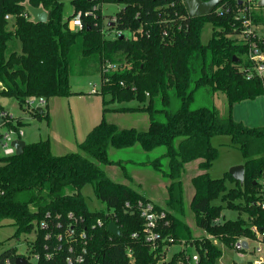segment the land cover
Segmentation results:
<instances>
[{
  "label": "trees",
  "instance_id": "16d2710c",
  "mask_svg": "<svg viewBox=\"0 0 264 264\" xmlns=\"http://www.w3.org/2000/svg\"><path fill=\"white\" fill-rule=\"evenodd\" d=\"M98 1L122 7L107 22L97 12L84 18L83 29L71 31L68 20L79 11L96 10L95 0L69 2L75 13L67 21L65 2L0 0V97L17 99L20 107L30 97L43 98L48 104L50 99L78 94L72 90V78L97 76L104 110L101 122L78 144L77 153L56 156L46 139L27 143L22 155L0 160V221H11L18 238L36 232L28 254H40L39 264H68L69 246L57 237L74 223L70 214L83 219L78 222V233L85 231L89 237L85 264H176L186 249L161 263L171 244L161 240L154 249L146 241L138 204L150 200L112 180L103 168L114 163L109 160L111 147L139 146L145 152L164 147V154L148 163L169 181L166 206L156 207L166 211L172 224L161 230L162 239L171 234L176 241L194 242L189 248L201 256L198 264H217L221 248L205 237L194 238L183 221L182 177L186 166L198 161L201 174L192 180L191 211L198 228L221 244L229 247L241 237H252L253 225L264 227V126L252 128L232 115L235 105L264 95L260 79L247 78V50L236 39L241 23L232 11L193 18L183 0ZM27 5L43 8L49 13L48 21L35 24L27 18ZM206 23L213 25L208 43L202 41ZM106 25L121 35L108 38ZM125 32L131 37L124 36ZM109 63L118 69L105 73ZM219 93L225 94L229 106L225 118L214 103ZM132 102L137 106L108 107ZM108 112L147 114L149 129H120L105 120ZM34 117L49 119V113L37 112ZM225 136L245 158L243 186L229 172L223 178L209 173L219 159L213 139ZM161 158L168 161L166 169ZM228 179L234 186H227ZM86 186L92 187L106 211L89 209L82 193ZM215 200L224 206L215 205ZM225 209L238 212V217L216 222L224 218ZM112 221L120 228V236L109 233ZM47 254L52 257L46 258ZM19 256L23 255L16 248L7 250L0 255V264H15Z\"/></svg>",
  "mask_w": 264,
  "mask_h": 264
},
{
  "label": "rangeland",
  "instance_id": "374dc122",
  "mask_svg": "<svg viewBox=\"0 0 264 264\" xmlns=\"http://www.w3.org/2000/svg\"><path fill=\"white\" fill-rule=\"evenodd\" d=\"M93 6H96L95 11L99 12V15L102 18L104 17L105 22H107L109 16H113L119 12L122 4L107 1L101 3L95 0ZM74 10V6L66 1L64 4V19L66 21L75 13ZM212 31L213 25L206 23L202 34V41L204 43L210 41ZM124 36L131 37V34L125 32ZM18 50H20V47ZM100 81L101 79L97 76L72 78V90L78 94H75L71 98L58 97L50 99L47 106L43 108L44 111L49 113V119L45 117H42V119H37L36 117L29 118L24 128L25 137L23 141L25 143H34L50 138L51 146L54 147V154L57 156L79 152L78 144L84 141L88 132L93 128L92 126L98 125L103 118V97L100 94L91 93V83L100 86ZM214 103L222 117L228 116L229 106L227 105L225 94H217ZM125 106L136 107L137 103H125L124 105L109 104L108 107L113 109ZM4 108L6 112H10L16 117L25 120L28 118L27 113H24L15 98H10L8 105ZM232 115L234 120L242 121L252 128L264 126V95L257 97L256 100H246L235 105ZM105 120L108 123H114L123 130L136 128L139 131H145L150 126L149 117L144 113L123 114L108 112ZM213 140L214 145L219 150V159L214 163L209 173L214 178H223L230 168L242 165L245 162V158L238 149L230 146L231 140L229 137H215ZM164 152V147H159V149L152 152H145L139 146L127 148L126 150H117L111 147L109 149V160H112L114 163L103 168L107 176L115 182L131 186L143 196L153 199L157 206H166L165 202L168 198L167 185L169 181L148 164L159 159ZM161 160L162 167L166 169L168 161L165 158H161ZM197 165L198 161L188 164L183 173L184 206L186 207L183 221L192 230L194 238H203L206 237V233L198 228L190 207L195 193L192 179L201 174L200 170L196 168ZM227 186L231 187L234 184L228 179ZM82 193L91 211H106L105 205L93 193L91 186H86L82 190ZM213 203L224 206L221 200H215ZM238 215L236 211L225 209L223 212L224 218L219 219L218 223H224L228 219H236ZM15 232V227L12 226L11 221H0V255L7 250L16 248L19 254L27 257L28 244L36 239V232H33L29 236L22 235L19 238L15 236ZM219 243L217 245L221 248L223 257L225 256L220 261L221 263H227L231 258L236 259V255L232 251L227 252L226 248ZM182 249L183 247L179 245L172 246L165 255L166 260H171L172 256ZM188 252L193 253L194 250L189 249Z\"/></svg>",
  "mask_w": 264,
  "mask_h": 264
},
{
  "label": "built area",
  "instance_id": "2783aa9c",
  "mask_svg": "<svg viewBox=\"0 0 264 264\" xmlns=\"http://www.w3.org/2000/svg\"><path fill=\"white\" fill-rule=\"evenodd\" d=\"M262 2V3H261ZM264 0H229L228 2L222 1L220 5L217 6L215 12L221 13L222 11L233 12L235 20L241 23V30L236 35L237 43L243 44L247 50V61L248 67L245 68L247 72V78H259L264 87ZM95 10V9H94ZM81 12L73 15L70 20H68V28L72 30L83 29L84 18L91 16H96V11ZM28 14V15H27ZM26 17L33 20L32 15L27 10ZM261 17L262 20H257V17ZM7 21H11L12 17L10 15L6 16ZM109 20V19H108ZM116 19H111V23L115 24ZM104 34L110 39H114L121 33H117L115 30H111L110 26H105ZM115 34L114 36H112ZM118 66L115 64H108L105 68V73L110 71H116ZM101 86V84H100ZM100 86L91 83V93L99 94ZM0 97V160L2 158L10 157L15 155L17 152L16 147L13 145L14 141H22L25 137L24 128L26 122L29 118H33L38 108H45L47 102L45 99H37L35 97H30L25 100V103L21 107L24 113H27L28 118L22 119L16 117L10 112H6L5 108L1 103ZM9 103V102H8ZM6 107V106H5ZM128 207V205H127ZM157 206L151 202H140L138 204V209L140 216L144 221V233L147 242H150L154 249L157 248V244L162 241H168L171 246L167 247L165 254L161 257L162 262H167L165 255L174 245L182 246L186 249L185 254L177 261L176 264H198L201 260L198 252L189 253V247H194V242L191 244L188 240L184 238H179L178 241L169 234L166 236L165 240L162 239L161 230L165 228H170L172 226L171 221L167 218V213L165 210H157ZM264 208V203H262ZM69 218L74 220L72 226L67 227L63 235H58V242H66L70 249V255L66 256V261L68 264H85L86 257L88 255V240L89 237L85 231H80L78 233L77 225L79 221H83L82 218L76 219L74 214H70ZM218 222V220L216 221ZM98 226H102V222L98 221ZM41 228L45 229L46 224L42 223ZM60 228V225H58ZM252 237H241L236 242L231 244V246L226 247L223 245L227 252L232 251L235 258H231L229 262L221 263L220 261L225 257L219 259L217 264H264V227L259 228L257 225L251 226ZM136 237L137 235H133ZM51 236L47 235V239ZM207 239L214 241L218 244L219 240L213 235L210 236L206 234ZM218 242V243H217ZM190 244V246H189ZM220 244V243H219ZM182 249V250H183ZM176 254V253H175ZM24 257L30 264H39L40 254L30 253ZM51 254H47L46 258L50 259ZM129 258H132L131 251L128 254ZM169 261V260H168ZM6 264H12L9 261Z\"/></svg>",
  "mask_w": 264,
  "mask_h": 264
},
{
  "label": "water",
  "instance_id": "95a60500",
  "mask_svg": "<svg viewBox=\"0 0 264 264\" xmlns=\"http://www.w3.org/2000/svg\"><path fill=\"white\" fill-rule=\"evenodd\" d=\"M58 1H60V2H66V1L71 2L73 0H58ZM221 1L222 0H208V1L183 0V2L185 4V8H187L189 15L193 18H201L204 16L211 15L212 13L215 12L217 6L220 5ZM27 10L32 15L33 22L35 24L46 23L48 21L49 13H47L43 8H41V7L34 8L31 5H27ZM237 62H239V60H237ZM8 102H9V98H2L1 99V103H2L3 107L7 106ZM37 112L42 115V114H44V109L38 108ZM26 144L27 143H25L23 140L13 142V145L17 149L16 155H22L24 153V150L27 147ZM228 172L233 177V179L235 181L240 183L241 186L244 185L245 173H246L244 164L240 165V166H234V167L230 168V170ZM107 227H108L109 233H111L112 235L113 234L116 236L121 235V230L116 225L115 222L112 221L111 223L108 224ZM14 263L15 264H30L27 262V260L24 257H21V256L17 257L15 259Z\"/></svg>",
  "mask_w": 264,
  "mask_h": 264
},
{
  "label": "crops",
  "instance_id": "0c3cea01",
  "mask_svg": "<svg viewBox=\"0 0 264 264\" xmlns=\"http://www.w3.org/2000/svg\"><path fill=\"white\" fill-rule=\"evenodd\" d=\"M33 118H34V117H33ZM238 122H239V121H238ZM26 124H27V123H26ZM94 126H96V125H94ZM94 126H92V127L94 128ZM93 128H92V129H93ZM92 129L88 132V134L92 131ZM88 134H87V135H88ZM87 135H86V137H87ZM86 137H85V139H86ZM48 139L50 140V138H48ZM85 139H84V140H85ZM34 143H35V142H34ZM50 145H51V142H50ZM52 152H53V154H54V147H53V146H52ZM54 155H55V154H54ZM56 156H57V155H56ZM243 164H244V163H243ZM243 164H242V165H243ZM196 168L198 169V165H197ZM192 180H193V179H192ZM232 184H233V183H232ZM144 197H146V196H144ZM146 198L149 199L151 202H153V203L155 204V202H154L153 199L148 198V197H146ZM155 205H156V204H155ZM156 206H157V205H156ZM158 207H159V208H165V206L160 207L159 205H158Z\"/></svg>",
  "mask_w": 264,
  "mask_h": 264
}]
</instances>
